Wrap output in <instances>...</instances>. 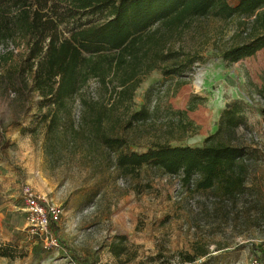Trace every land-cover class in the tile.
I'll return each instance as SVG.
<instances>
[{"label":"rangeland","instance_id":"obj_1","mask_svg":"<svg viewBox=\"0 0 264 264\" xmlns=\"http://www.w3.org/2000/svg\"><path fill=\"white\" fill-rule=\"evenodd\" d=\"M237 24V18L197 20L178 42L198 53L192 70L183 78L151 71L136 89L132 106L139 109L146 90L154 86L147 105L150 111L155 107L152 126L171 145L200 146L217 129L225 104L244 101L245 123L236 129V142L247 149L248 172L245 192L235 200H222L212 190H189L178 178L146 167L131 180L64 149L47 155L35 118L39 97L30 82L24 86L20 76L8 72L19 55L0 67V244L11 254L0 256V264H181L179 254L193 253V246L209 253L184 264H248L256 256L264 260V92L258 93L264 84V49L237 62L224 60L222 52L236 41ZM85 91L97 96V81L91 79ZM192 95L203 101L188 113L196 132L185 133L177 129V117L167 106L184 109ZM80 113L76 98L73 114L78 118ZM127 135L144 143L152 133ZM135 184L140 193L133 190ZM26 188L62 210L55 245H47L28 226ZM117 234L130 244L121 259L108 248ZM134 252L136 257L125 262Z\"/></svg>","mask_w":264,"mask_h":264},{"label":"trees","instance_id":"obj_2","mask_svg":"<svg viewBox=\"0 0 264 264\" xmlns=\"http://www.w3.org/2000/svg\"><path fill=\"white\" fill-rule=\"evenodd\" d=\"M89 16L103 19L83 21ZM205 18H237L236 41L222 52L224 60L237 62L264 49V0H0V67L19 55L8 72L20 76L24 86L30 82L39 97L35 118L47 155L64 149L131 180L146 167L178 178L189 190H212L222 200H235L245 192L248 172L247 149L236 142V129L245 123L244 101L225 104L217 129L200 146L171 145L152 126L155 107L150 111L147 105L154 86L146 90L139 109H132L134 93L151 71L183 78L192 70L198 53L178 42ZM91 79L99 85L97 96L85 91ZM263 92L264 84L258 88ZM76 98L78 118L73 114ZM202 101L192 95L184 109L167 106L177 117V129L196 132L188 113ZM132 132L152 136L137 143L128 138ZM133 190L140 193L137 184ZM56 226L50 224L57 241ZM129 245L125 235L117 234L108 248L121 259ZM208 253L193 246V253L179 254L180 263H193ZM9 255L0 244V256ZM135 257L136 252L124 261Z\"/></svg>","mask_w":264,"mask_h":264},{"label":"built area","instance_id":"obj_3","mask_svg":"<svg viewBox=\"0 0 264 264\" xmlns=\"http://www.w3.org/2000/svg\"><path fill=\"white\" fill-rule=\"evenodd\" d=\"M25 220L32 231L44 236L47 245H55L56 239L50 231L52 222H59L62 210L54 204L45 202L42 196L26 188L23 191ZM248 264H264L259 256L252 257Z\"/></svg>","mask_w":264,"mask_h":264},{"label":"bare ground","instance_id":"obj_4","mask_svg":"<svg viewBox=\"0 0 264 264\" xmlns=\"http://www.w3.org/2000/svg\"><path fill=\"white\" fill-rule=\"evenodd\" d=\"M200 72V71H199ZM201 84V78H198L197 79V85H200Z\"/></svg>","mask_w":264,"mask_h":264},{"label":"water","instance_id":"obj_5","mask_svg":"<svg viewBox=\"0 0 264 264\" xmlns=\"http://www.w3.org/2000/svg\"><path fill=\"white\" fill-rule=\"evenodd\" d=\"M200 74H197V77H199Z\"/></svg>","mask_w":264,"mask_h":264}]
</instances>
